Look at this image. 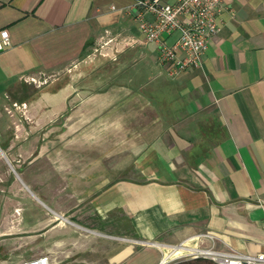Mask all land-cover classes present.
I'll list each match as a JSON object with an SVG mask.
<instances>
[{"label": "crops", "instance_id": "0c3cea01", "mask_svg": "<svg viewBox=\"0 0 264 264\" xmlns=\"http://www.w3.org/2000/svg\"><path fill=\"white\" fill-rule=\"evenodd\" d=\"M134 1L0 0V264H164L200 232L264 251V0H226L174 76Z\"/></svg>", "mask_w": 264, "mask_h": 264}, {"label": "built area", "instance_id": "2783aa9c", "mask_svg": "<svg viewBox=\"0 0 264 264\" xmlns=\"http://www.w3.org/2000/svg\"><path fill=\"white\" fill-rule=\"evenodd\" d=\"M129 9L133 10L137 26L144 37L158 44L159 59L169 64V74L174 76L183 69L201 65L208 41L218 30L217 15L230 8L226 0H135ZM176 29L180 31L179 37L172 45H167L164 35ZM112 40L113 37L108 36L106 31L94 51L107 55V52L101 51L99 47ZM9 44L7 28H0V50ZM48 77L50 76L42 74L40 77L29 76L25 80L40 86L48 81ZM6 110L10 115L17 112L24 117L26 104L13 101ZM206 239L210 240L208 245L204 243ZM191 241L193 243L181 241L173 246V250L182 248L193 257H206L215 264H264V251L248 253L218 249L214 246V235L210 232H200L193 236ZM23 264H46V256L40 261Z\"/></svg>", "mask_w": 264, "mask_h": 264}, {"label": "rangeland", "instance_id": "374dc122", "mask_svg": "<svg viewBox=\"0 0 264 264\" xmlns=\"http://www.w3.org/2000/svg\"><path fill=\"white\" fill-rule=\"evenodd\" d=\"M50 72V71H48ZM48 72H45L46 75H49ZM50 76V75H49ZM50 80V77H48V81ZM171 259L169 260H166L164 264H175L177 262H186V261H192L195 257L192 256L191 253L185 251V250H175L171 255H170ZM202 258H205L206 257H202ZM209 259V258H207ZM212 261V260H211ZM211 261H196L197 263L201 264V263H204V264H214L212 263Z\"/></svg>", "mask_w": 264, "mask_h": 264}, {"label": "trees", "instance_id": "16d2710c", "mask_svg": "<svg viewBox=\"0 0 264 264\" xmlns=\"http://www.w3.org/2000/svg\"><path fill=\"white\" fill-rule=\"evenodd\" d=\"M211 261L210 259H205V258H202V257H195L192 261H186V262H177L175 264H199L197 263L196 261ZM212 263H214L213 261H211ZM201 264H204V263H201ZM215 264V263H214Z\"/></svg>", "mask_w": 264, "mask_h": 264}, {"label": "bare ground", "instance_id": "6f19581e", "mask_svg": "<svg viewBox=\"0 0 264 264\" xmlns=\"http://www.w3.org/2000/svg\"><path fill=\"white\" fill-rule=\"evenodd\" d=\"M175 250H181L182 251V248H176L174 250L171 251V253H169V256L175 251ZM167 256L164 257L163 260H166ZM170 258V257H169Z\"/></svg>", "mask_w": 264, "mask_h": 264}]
</instances>
